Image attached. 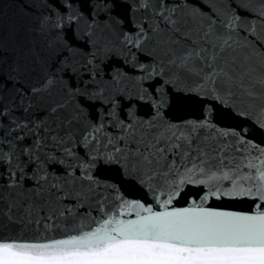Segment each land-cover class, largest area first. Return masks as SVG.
Returning <instances> with one entry per match:
<instances>
[{
    "label": "snow or ice",
    "instance_id": "1",
    "mask_svg": "<svg viewBox=\"0 0 264 264\" xmlns=\"http://www.w3.org/2000/svg\"><path fill=\"white\" fill-rule=\"evenodd\" d=\"M25 3L11 50L0 28V223L37 234L0 236V264H264V142L211 118L264 129V0ZM177 98L200 117L170 120ZM108 170L154 183L159 210ZM183 185L205 194L173 207Z\"/></svg>",
    "mask_w": 264,
    "mask_h": 264
},
{
    "label": "water",
    "instance_id": "2",
    "mask_svg": "<svg viewBox=\"0 0 264 264\" xmlns=\"http://www.w3.org/2000/svg\"><path fill=\"white\" fill-rule=\"evenodd\" d=\"M87 12V9H85ZM29 17L26 12L25 0H0V28L4 31L5 43L11 50L15 46V32L21 24L29 23ZM86 25H81L83 30ZM77 43V41H73ZM117 54L119 49H116ZM142 114H146L148 109H140ZM201 115V102L191 98H177L168 110V118L175 122L184 120H195ZM213 122L217 124L220 130H228L241 123L245 124V131L242 133L247 137L250 143L261 144L264 142V129L258 126H249L250 122L238 119L233 113L226 109L213 111ZM255 128L253 131L252 128ZM239 131V128L236 129ZM264 146V144H262ZM106 179L107 185H116L119 189L118 195H122L128 202H141L145 205H152L154 209L159 210V205L156 204V196L152 189L156 187L153 183L149 185H142L134 180H130L126 176H122L115 170H108L100 174ZM106 185V187H107ZM205 194V190L194 185H183L180 190V195L173 201V207L183 208L191 206L192 201L200 202L201 197ZM104 195H109L108 191H104ZM251 201L248 200H215L210 199L205 205L206 207L216 208L218 210H227L235 212L250 211ZM64 225L55 232L59 237ZM43 229H41V234ZM36 229L31 225H20L15 223L4 224L0 223V236L10 239L22 238L24 240H31L36 235ZM49 235H52L51 233Z\"/></svg>",
    "mask_w": 264,
    "mask_h": 264
}]
</instances>
